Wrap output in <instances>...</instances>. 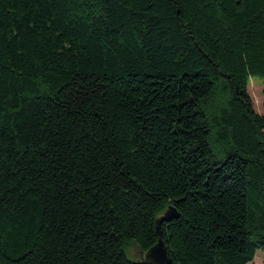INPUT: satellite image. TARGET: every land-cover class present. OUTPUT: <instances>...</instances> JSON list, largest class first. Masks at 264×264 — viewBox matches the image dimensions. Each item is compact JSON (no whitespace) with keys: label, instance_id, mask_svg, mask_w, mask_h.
<instances>
[{"label":"trees","instance_id":"1","mask_svg":"<svg viewBox=\"0 0 264 264\" xmlns=\"http://www.w3.org/2000/svg\"><path fill=\"white\" fill-rule=\"evenodd\" d=\"M264 0H0V264H250L264 252Z\"/></svg>","mask_w":264,"mask_h":264},{"label":"rangeland","instance_id":"2","mask_svg":"<svg viewBox=\"0 0 264 264\" xmlns=\"http://www.w3.org/2000/svg\"><path fill=\"white\" fill-rule=\"evenodd\" d=\"M249 93L253 99L255 109L258 113L264 114V79L251 78ZM127 258L133 262L142 261L137 244L134 241L128 242L124 247ZM250 264H264V252L258 251L255 260Z\"/></svg>","mask_w":264,"mask_h":264},{"label":"water","instance_id":"3","mask_svg":"<svg viewBox=\"0 0 264 264\" xmlns=\"http://www.w3.org/2000/svg\"><path fill=\"white\" fill-rule=\"evenodd\" d=\"M176 218H178L177 210L173 206H169L163 216L157 219L156 231L159 237L158 242L147 253L142 254L143 261L148 264L170 263V253L162 239L161 227L164 222H169Z\"/></svg>","mask_w":264,"mask_h":264}]
</instances>
